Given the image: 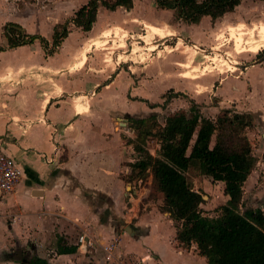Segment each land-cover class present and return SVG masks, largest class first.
<instances>
[{"label": "crops", "instance_id": "crops-1", "mask_svg": "<svg viewBox=\"0 0 264 264\" xmlns=\"http://www.w3.org/2000/svg\"><path fill=\"white\" fill-rule=\"evenodd\" d=\"M137 4L134 0L130 11L110 12L131 14ZM149 26L154 34L162 31ZM180 30L176 33L187 35L185 28ZM108 32L102 31V36ZM33 45L0 52V149L14 157L22 170L15 191L0 199L4 211L0 218L11 231L1 236L3 241L14 239L17 247L51 264H208L196 243L186 248L178 242L175 222L159 208L162 204L144 201L147 193L137 190V181H128L129 164L137 159L122 134L130 131L129 119L126 129L115 127L114 112L135 116L147 112V104L154 106L150 102L157 92L145 89L161 83L162 70L149 69L152 79H146L133 75L134 71L127 77L126 70L117 69L115 80L104 81L94 65L70 62L63 48L45 58L43 48L29 49ZM235 57L232 66L237 64L239 74L223 77L219 92L227 89L229 99L264 103V46ZM163 222L167 232L160 230ZM84 233L99 242L88 252L76 244ZM3 245L4 250L13 247L0 242V252ZM111 245L109 252L106 248ZM71 247L76 251L62 252Z\"/></svg>", "mask_w": 264, "mask_h": 264}, {"label": "rangeland", "instance_id": "rangeland-1", "mask_svg": "<svg viewBox=\"0 0 264 264\" xmlns=\"http://www.w3.org/2000/svg\"><path fill=\"white\" fill-rule=\"evenodd\" d=\"M89 1L0 0V46L8 47L5 36V26L8 23L20 25L29 34L42 35L52 44L55 27L73 18L77 11ZM80 4L82 6L76 8ZM137 5L136 11L131 14L125 10L112 14L109 10L100 8L93 25L94 30L92 28L90 31H84L72 24L68 37L64 39L57 52L61 48L66 50L65 53L71 59L70 62L75 65L79 66L82 62L87 63L88 66L94 65V70L97 69V73L106 79L104 81L115 80L118 76L117 69L126 70V74L129 72L133 74L132 71H134L133 75L144 76L146 79H152L149 69L152 70L153 67L163 71L160 72L162 73L160 85L156 84L157 87H154L150 84L145 89L157 92V98L151 102L148 100L154 103V106L149 107L147 104V112L135 116L125 114L121 110L114 112L115 127L126 129L129 118L150 116H156L163 125L167 117L182 111L190 112L193 106L203 115L211 118H216L224 110L240 113L251 111L254 114L255 123L254 128L249 131V138L253 143L258 163L244 187L241 210L264 208V103L254 105L242 99L240 101L229 99L227 89L219 92L223 77L233 78L239 74L235 68L237 64L232 66L236 61V54L246 50L257 52L264 46V1L243 0L240 7L225 17L216 20L207 17L198 26L178 20L172 10L157 8L154 0H138ZM130 16H132L131 19ZM149 25L159 27L162 31L154 34ZM182 28H185L183 34L187 33V35L181 36L176 33ZM106 30H109L110 35L116 36L117 39H110L109 32L103 37L102 31ZM175 34L180 37L174 38ZM107 37H109L108 40ZM35 43L29 49L36 51L43 48L40 41ZM109 43L112 48H109ZM48 56L45 53V58ZM192 62H196L195 67H192ZM140 68L145 69V72L140 74L138 72ZM101 76L98 77L101 78ZM179 77L182 79L180 80ZM189 79H194V83L189 82ZM230 80L233 81V79ZM196 94L200 95V98L194 99ZM85 100L86 98L83 102ZM80 108L84 110L82 105ZM121 124L125 125L121 126ZM122 134L126 135L127 141L134 137L131 130L127 133L123 131ZM126 146L128 147L127 144ZM147 148L156 155L159 149L157 140L150 137L147 140ZM188 178L193 188L204 197L203 214L213 218L218 217L222 212V206L228 201L224 194V184L213 183L209 177L200 175L196 170H190ZM151 179L149 177L145 181H137V190L147 193L144 201L154 200L162 204V199L153 189ZM140 184L142 186H139ZM3 214L4 211L0 206V217ZM1 219L3 218H0V242L12 243L13 247L4 250L6 246L3 245L4 248L0 252V264H19L4 261L7 254H16L26 249L17 247L14 239L12 242L3 241L5 238L1 236L9 235L11 231L8 223L5 222L7 228L3 226ZM168 228V225L163 222L160 230L167 232ZM23 236V239H26L24 234ZM27 255L31 256L29 253ZM32 256H38V254Z\"/></svg>", "mask_w": 264, "mask_h": 264}, {"label": "trees", "instance_id": "trees-1", "mask_svg": "<svg viewBox=\"0 0 264 264\" xmlns=\"http://www.w3.org/2000/svg\"><path fill=\"white\" fill-rule=\"evenodd\" d=\"M264 1V0H261ZM242 0H154L157 8L172 10L178 20L199 24L203 18L213 20L236 10ZM134 7V0H90L76 15L54 29L53 42L38 34H29L20 25L8 23L5 36L8 47L0 52L40 41L49 56L54 55L71 25L90 31L100 8L115 11ZM251 113L224 110L216 118L207 117L195 106L166 118L162 125L156 116L129 118L128 128L134 138L128 140L137 154L130 163L128 181H145L152 177L155 193L162 199L161 210L170 213L177 229V240L186 248L196 243L208 264H264V208L242 211L244 187L257 167L249 131L254 128ZM157 140L154 155L147 140ZM196 170L213 183L224 184L229 199L218 217L203 214L204 197L196 191L188 172ZM76 248L62 252L73 253ZM19 251L7 254L4 261L19 264H51L39 256Z\"/></svg>", "mask_w": 264, "mask_h": 264}, {"label": "built area", "instance_id": "built-area-1", "mask_svg": "<svg viewBox=\"0 0 264 264\" xmlns=\"http://www.w3.org/2000/svg\"><path fill=\"white\" fill-rule=\"evenodd\" d=\"M22 178V170L14 157L0 149V199L15 191ZM79 249L85 252L95 248L99 242L91 237L89 233L79 236L77 241ZM113 245L106 248L112 251Z\"/></svg>", "mask_w": 264, "mask_h": 264}]
</instances>
